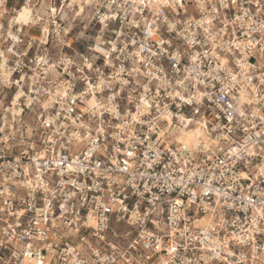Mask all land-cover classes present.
I'll return each instance as SVG.
<instances>
[{"label":"built area","instance_id":"built-area-1","mask_svg":"<svg viewBox=\"0 0 264 264\" xmlns=\"http://www.w3.org/2000/svg\"><path fill=\"white\" fill-rule=\"evenodd\" d=\"M65 4L0 2V264H264V0H90L53 53Z\"/></svg>","mask_w":264,"mask_h":264},{"label":"rangeland","instance_id":"rangeland-1","mask_svg":"<svg viewBox=\"0 0 264 264\" xmlns=\"http://www.w3.org/2000/svg\"><path fill=\"white\" fill-rule=\"evenodd\" d=\"M82 3L83 0H76L75 5L72 8L68 7V2L67 5L65 4L64 6L57 8V12L63 22L59 28H56L59 33V38L57 41L53 39L52 43H47L48 45L46 44L53 53H59L60 51L61 53H72L73 51L81 52L85 47L89 46L95 38V29H92L91 26L88 27L91 16L90 11ZM65 29L68 31V34H64ZM26 32L31 35H39L38 28L29 29L26 30ZM44 38L45 33L43 34V39ZM3 105L6 106L7 101L3 102ZM6 107H10V105H7Z\"/></svg>","mask_w":264,"mask_h":264},{"label":"bare ground","instance_id":"bare-ground-1","mask_svg":"<svg viewBox=\"0 0 264 264\" xmlns=\"http://www.w3.org/2000/svg\"><path fill=\"white\" fill-rule=\"evenodd\" d=\"M75 1L76 0H67L68 2V7L69 8H72L74 7L75 5ZM80 1V0H79ZM78 2V1H77ZM77 4V3H76ZM82 4H85L84 6H88L90 4V0H83V3ZM22 12H27L28 13V21H29V17H30V8L27 7V6H22V8L20 10H18L16 12L15 15L11 16V18L9 19V27H10V32L9 34L11 35L13 33L14 30H17V29H21V28H25L26 25L28 23H20L19 22V18H20V14ZM47 29L44 28L43 30V33L41 36H37L41 41L44 42V39H43V34L45 33ZM57 31V30H56ZM58 32V31H57ZM64 34H68V31L65 29L64 30ZM47 44V43H46ZM19 98V93H16L14 96H13V99H12V104L10 105V107H7V111H9V113L12 114V116H16V115H19L20 111L19 110H16L13 106L16 104L17 102V99ZM12 106V107H11ZM196 135L200 136V132L198 130H195V131H191V132H187L185 134V137H178V141H183L185 143H191L194 138L196 137Z\"/></svg>","mask_w":264,"mask_h":264},{"label":"snow or ice","instance_id":"snow-or-ice-1","mask_svg":"<svg viewBox=\"0 0 264 264\" xmlns=\"http://www.w3.org/2000/svg\"><path fill=\"white\" fill-rule=\"evenodd\" d=\"M0 2H2V0H0ZM141 2H143V0H141ZM162 3L167 4V0H162ZM235 3H236V0H228L227 3L225 2V0H221V6H223V7H228V6H230V4H235ZM261 6H262L261 0H257V7L259 8ZM81 10H83V9H81ZM52 11H53V14H55V11H56L55 7L52 9ZM238 19H239V17H238ZM19 22L20 23H28L29 22L28 21V13L27 12H22L20 14ZM206 23L211 24V20L206 21ZM262 28H264V25H262ZM13 39H15V37H13ZM9 51H11V49H9ZM0 55H2V53H0ZM193 59H195V57ZM227 65H228V61L226 60L224 62L223 66L218 64L217 67H218V69L223 67L225 70H227ZM87 67L89 69H91L93 67V65L91 63H88ZM229 76H230L231 80H235L236 79V76L231 75L230 73H229ZM261 84L264 85V80L261 81ZM92 87H93V91H94L96 86L93 85ZM146 91H147V89H146ZM144 103L147 104V101H145ZM240 115L243 116L244 113L241 112Z\"/></svg>","mask_w":264,"mask_h":264}]
</instances>
